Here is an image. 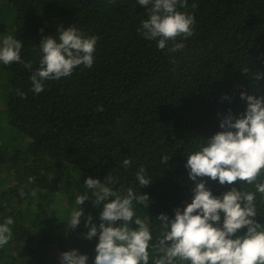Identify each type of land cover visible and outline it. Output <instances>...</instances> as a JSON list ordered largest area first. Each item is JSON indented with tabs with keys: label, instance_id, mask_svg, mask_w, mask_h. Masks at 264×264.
Segmentation results:
<instances>
[{
	"label": "trees",
	"instance_id": "trees-1",
	"mask_svg": "<svg viewBox=\"0 0 264 264\" xmlns=\"http://www.w3.org/2000/svg\"><path fill=\"white\" fill-rule=\"evenodd\" d=\"M178 11L194 17L193 35L178 37L184 47L170 52L171 43L160 50L139 31L149 13L137 0H0V45L16 38L21 60L32 64L0 63V224L14 221L0 264H60V254L74 249L93 264L99 234L85 239V221L90 215L99 227L103 203L93 206L84 186L89 177L103 183L112 175L114 191L149 196L148 209L133 203L137 215L152 218L153 242L161 233L155 218H174L175 209L191 203L187 156L221 131L229 112H245L242 92L264 96V79H254L264 74V0H187ZM61 26L97 37L93 66L45 81L35 94L30 77L39 68L41 40L58 39ZM124 159L132 161L126 169ZM140 167L152 181L145 188L135 179ZM204 179L214 196L243 183ZM83 194L90 199L71 229L75 199ZM58 196L66 205L56 204ZM256 204L264 224L260 194Z\"/></svg>",
	"mask_w": 264,
	"mask_h": 264
},
{
	"label": "clouds",
	"instance_id": "clouds-1",
	"mask_svg": "<svg viewBox=\"0 0 264 264\" xmlns=\"http://www.w3.org/2000/svg\"><path fill=\"white\" fill-rule=\"evenodd\" d=\"M137 3L149 13L139 31L146 39L157 40L158 49L171 43L169 51H179L184 44L177 43V38L186 40L193 35L194 17L178 11V7H187V0ZM96 44L97 37H86L74 26H61L58 39L44 37L39 46V68L30 77L31 91L40 94L45 81L69 77L81 65L92 68ZM22 48L21 41L10 35L5 37L0 45V63H24ZM24 67L31 69L32 64L24 63ZM254 79H264V74L257 72ZM18 95L26 98L22 92L18 91ZM240 98L246 101L245 112L239 117L229 112L220 122L221 131L187 156L185 168L195 185L191 189L192 201L183 209H175L174 218L165 214L155 218L161 233L154 242L150 231L152 218L137 215L133 203L148 209L151 201L146 193L138 195L132 188L123 193L114 191L111 185L116 178L112 175L103 183L91 177L85 180L84 186L94 197L93 206L103 203L99 227L92 223L90 215L85 221V239L92 240L99 234L93 264H264V224L256 219L257 194L264 197V181L258 179L264 173V96L242 92ZM163 161L168 163V157ZM131 165L130 159L122 161L125 169ZM145 173L146 169L140 167L135 176L141 188L152 183ZM204 178L218 181L221 186L243 183L239 189L233 186L221 196H214ZM243 185L252 186L254 191L244 190ZM31 195H36L35 190ZM89 199L88 194L76 197L79 208L72 213L71 229L79 226L84 216L80 206ZM117 222L122 223L117 226ZM13 223L9 217L0 224V247L12 238ZM243 229L246 231L240 234ZM88 259L75 249L60 254V264H87Z\"/></svg>",
	"mask_w": 264,
	"mask_h": 264
},
{
	"label": "rangeland",
	"instance_id": "rangeland-1",
	"mask_svg": "<svg viewBox=\"0 0 264 264\" xmlns=\"http://www.w3.org/2000/svg\"><path fill=\"white\" fill-rule=\"evenodd\" d=\"M4 108H5V105L2 102H0V113H1V111L4 110ZM61 202L64 203V205H66L67 198L66 197L63 198L61 196H58L57 200H56V204L61 206V204H62ZM59 203H61V204H59Z\"/></svg>",
	"mask_w": 264,
	"mask_h": 264
}]
</instances>
